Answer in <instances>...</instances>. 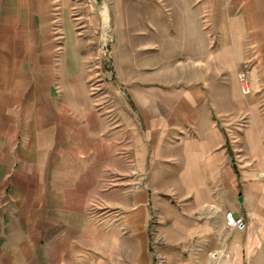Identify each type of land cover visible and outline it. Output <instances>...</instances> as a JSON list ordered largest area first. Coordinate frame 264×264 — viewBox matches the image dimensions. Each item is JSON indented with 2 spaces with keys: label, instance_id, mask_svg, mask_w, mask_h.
Returning <instances> with one entry per match:
<instances>
[{
  "label": "crops",
  "instance_id": "1",
  "mask_svg": "<svg viewBox=\"0 0 264 264\" xmlns=\"http://www.w3.org/2000/svg\"><path fill=\"white\" fill-rule=\"evenodd\" d=\"M70 2L0 0V264H84L68 236L91 154L76 124L81 72L66 45L61 52L66 23L51 33L45 16L59 5L69 13ZM223 9L217 48L211 55L208 34L191 77L171 88L144 80L135 90L143 127L135 160L154 190L136 201L143 215L147 203L157 212L154 249L165 264H211L212 249L244 264L264 250L263 227L246 219V230L230 229L225 219L227 210L264 217V0H224ZM129 223L128 215L127 233Z\"/></svg>",
  "mask_w": 264,
  "mask_h": 264
},
{
  "label": "rangeland",
  "instance_id": "2",
  "mask_svg": "<svg viewBox=\"0 0 264 264\" xmlns=\"http://www.w3.org/2000/svg\"><path fill=\"white\" fill-rule=\"evenodd\" d=\"M109 5L113 40L107 48L100 18L88 0H71L69 13L63 14L59 5L45 14L51 33L61 35L66 23L68 40L61 42V52L66 45L68 64L81 72L76 124L81 148L91 150L90 158L83 157L81 199L71 203L76 225L68 236L79 246L84 264H165L154 249L157 212L147 203L143 215L136 201L139 193L148 198L154 190L146 185L149 172L139 170L135 160L143 135L135 90L144 80L171 88L191 77L192 62L206 55L208 34L211 55L217 48L224 0H109ZM211 68H217L212 58ZM226 76L231 86L232 76ZM246 219L264 228V217ZM223 253L210 250L211 264H232ZM255 254L244 264H264V250Z\"/></svg>",
  "mask_w": 264,
  "mask_h": 264
},
{
  "label": "water",
  "instance_id": "3",
  "mask_svg": "<svg viewBox=\"0 0 264 264\" xmlns=\"http://www.w3.org/2000/svg\"><path fill=\"white\" fill-rule=\"evenodd\" d=\"M89 6L93 11H96L101 23L102 31V46L107 48L113 40L111 29L113 26L111 9L109 0H88ZM242 198V197H241Z\"/></svg>",
  "mask_w": 264,
  "mask_h": 264
},
{
  "label": "built area",
  "instance_id": "4",
  "mask_svg": "<svg viewBox=\"0 0 264 264\" xmlns=\"http://www.w3.org/2000/svg\"><path fill=\"white\" fill-rule=\"evenodd\" d=\"M241 91L243 94H248L251 91V82L246 72H242L239 75ZM264 146V141H263ZM226 224L230 229L235 230H246L248 228V223L244 216H239L232 210H227L225 212Z\"/></svg>",
  "mask_w": 264,
  "mask_h": 264
}]
</instances>
